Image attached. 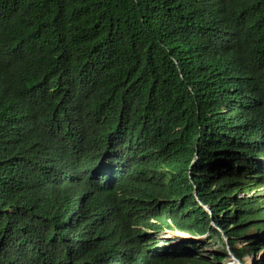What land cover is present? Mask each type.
Listing matches in <instances>:
<instances>
[{
  "label": "trees",
  "instance_id": "1",
  "mask_svg": "<svg viewBox=\"0 0 264 264\" xmlns=\"http://www.w3.org/2000/svg\"><path fill=\"white\" fill-rule=\"evenodd\" d=\"M0 73V264H131L100 253L138 208L192 236L212 219L240 262L264 248L238 198L264 181V0H0ZM196 144L211 217L182 165L137 174Z\"/></svg>",
  "mask_w": 264,
  "mask_h": 264
},
{
  "label": "clouds",
  "instance_id": "2",
  "mask_svg": "<svg viewBox=\"0 0 264 264\" xmlns=\"http://www.w3.org/2000/svg\"><path fill=\"white\" fill-rule=\"evenodd\" d=\"M3 78V75L0 73ZM4 79V78H3ZM211 111L206 110L204 113L207 119L213 118L219 114L217 110L219 106H215L217 101H213ZM210 105V103L208 104ZM213 110V111H212ZM216 118H213L212 123L209 121L207 126H211V124H215ZM216 147L213 146V151L215 152ZM183 154L180 149L174 151L173 153L167 156H150L147 158H143L140 161V165L137 170L138 177L143 179L145 182H149L154 176L159 175L160 172H166L169 169L177 167L181 169V165L185 168L186 171V179L192 185V195L195 198L196 202L202 209L211 217V212L207 206H204L200 203L197 199V193L195 185L192 182V168L195 167V164L199 160V153L197 150V144L189 156L187 150L183 149ZM224 151V150H219ZM218 152V151H216ZM225 152V151H224ZM223 153V152H222ZM187 157L188 163H187ZM156 159V160H153ZM154 161V162H153ZM169 162V163H168ZM154 163V164H153ZM168 163V164H167ZM173 163V164H172ZM177 163L178 165H174ZM187 163V164H185ZM264 170V169H263ZM258 182V186L252 187L248 189L245 194L239 195L238 198H249L250 199V207L256 211V216L260 220L264 228V181L263 180H255ZM52 182V181H51ZM53 183V182H52ZM158 188L157 185H152L150 187L151 194L154 193ZM189 195V194H188ZM80 201L83 204H88L91 199L85 196L76 197L71 201V205H75ZM177 202H181L178 200ZM250 208V209H251ZM108 209V208H107ZM106 209V210H107ZM110 212V211H109ZM107 214H103L102 217L105 218ZM210 226L218 232L217 236L222 237L221 240L224 241L225 247L227 248V252L230 256H232L233 261L239 262V264H244V259L249 257L250 259L254 260L255 256L264 252V248L260 249L255 256H246L241 262L231 254L230 250L228 249V241L223 232L213 223L212 219L210 221ZM126 229H124V236L122 237V243L115 242L114 244L110 245L109 249H106L100 253L101 259H104V254L108 253V256H114L117 254H126L131 261V264H187L191 261H188V258L198 260V264L205 263V264H220L221 261L216 263L215 257H202L198 254L195 243L192 239L198 237H207L211 238L213 236H209V234L199 235V236H192L187 232L177 230L173 224L167 220V224H165L162 220L160 213L153 208H138L134 212L133 218L130 220L127 217L126 222ZM169 232H175L177 235L184 240L178 243L176 240L174 243H171L169 240H161L159 238L160 234H170ZM258 237H263L264 239V231L257 234ZM120 237V236H119ZM253 235H248V237L243 238L241 241L243 246L247 238H252ZM225 239V240H224ZM193 246L195 248L193 249ZM237 247H240L237 243ZM242 247V246H241ZM194 250V251H193ZM218 256V255H216ZM234 263V262H233ZM254 264H264L263 262H258Z\"/></svg>",
  "mask_w": 264,
  "mask_h": 264
},
{
  "label": "rangeland",
  "instance_id": "3",
  "mask_svg": "<svg viewBox=\"0 0 264 264\" xmlns=\"http://www.w3.org/2000/svg\"><path fill=\"white\" fill-rule=\"evenodd\" d=\"M215 121H217V119H215ZM214 125L215 124H211L212 128L215 127ZM180 151L183 154V150L180 149ZM222 152L224 151H218L216 154L217 155L223 154ZM153 160H156V159H153ZM169 233L170 234H160L159 238L161 240H169L171 243H174L176 240L178 241V243L181 241H187V240L181 239L175 232H169ZM221 238L222 237L215 235L211 238H207L204 236V237H201V238L198 237L192 240L194 241L197 252L198 254H200V256L211 258V257H215L216 255H220V256H223V261H221L220 264H237L235 261L232 260V256L228 254L227 248L225 247V243H223L224 241H222ZM238 245L240 247L243 246L241 241L238 242ZM258 262L264 263V252L255 256L254 260L250 259L249 257H246L244 259V264H254Z\"/></svg>",
  "mask_w": 264,
  "mask_h": 264
},
{
  "label": "bare ground",
  "instance_id": "4",
  "mask_svg": "<svg viewBox=\"0 0 264 264\" xmlns=\"http://www.w3.org/2000/svg\"><path fill=\"white\" fill-rule=\"evenodd\" d=\"M237 264H239V262L235 261Z\"/></svg>",
  "mask_w": 264,
  "mask_h": 264
}]
</instances>
